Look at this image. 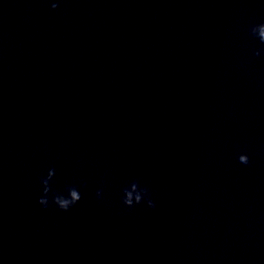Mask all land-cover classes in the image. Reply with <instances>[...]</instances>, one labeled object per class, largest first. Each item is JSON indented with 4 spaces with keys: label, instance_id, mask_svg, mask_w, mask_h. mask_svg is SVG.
<instances>
[{
    "label": "clouds",
    "instance_id": "clouds-1",
    "mask_svg": "<svg viewBox=\"0 0 264 264\" xmlns=\"http://www.w3.org/2000/svg\"><path fill=\"white\" fill-rule=\"evenodd\" d=\"M59 7V2L51 4L52 10H56ZM250 36L264 45V22L251 24L248 28ZM253 55L259 56L260 50L257 49L253 52ZM238 162L243 165L251 163L250 157L246 153H241L237 157ZM56 174L55 168H49L47 174L40 178L41 195L39 196L37 203L43 207L48 208L49 204L55 205L57 209L62 212H68L75 207L82 199L81 188L85 187L81 183L78 188L76 185H67L63 191H54L52 188V181ZM103 190L98 189L96 191L97 199L102 198ZM121 202L124 207L132 209L136 206L145 205L148 209H155L157 203L153 198V193L147 186H143L139 179L131 180L126 187L122 189Z\"/></svg>",
    "mask_w": 264,
    "mask_h": 264
}]
</instances>
